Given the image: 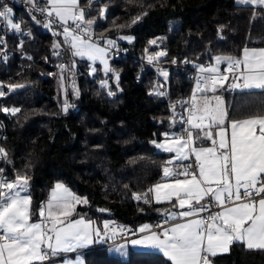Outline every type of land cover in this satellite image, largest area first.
<instances>
[{
    "label": "trees",
    "instance_id": "obj_1",
    "mask_svg": "<svg viewBox=\"0 0 264 264\" xmlns=\"http://www.w3.org/2000/svg\"><path fill=\"white\" fill-rule=\"evenodd\" d=\"M86 3L80 0V4ZM104 4L109 7L100 19L98 10ZM14 13L22 21L23 31L10 37L7 59L0 55V81L25 85L0 97V108L21 109L15 115L0 111V147L11 159L7 166L10 180L16 173L31 177L34 211L59 181L88 198L89 203L79 205L77 211L99 224L103 219L131 227L162 221L157 209L168 204L148 205L132 196L161 179L162 166L169 157L150 141L162 138L168 129L170 105L188 93L192 66L213 62L217 55L236 57L244 47H264V6L238 5L235 0H99L85 14L86 19L97 18L95 38L115 39L132 55L166 51L167 56L161 59L169 63L164 69L169 73L165 81L132 57L110 59L111 69L119 74L118 87L116 78H109L113 96L87 74V61L71 57L68 50L65 56L53 55V43L61 40L43 21L34 22L22 7H14ZM142 13L147 14L131 24ZM120 24L131 26L118 28ZM28 31L30 36L24 34ZM126 35L134 38L131 43L118 40ZM150 40L157 44L149 45ZM21 41L22 48L17 46ZM173 59L176 66L171 65ZM62 60L68 66L64 73L71 85L65 95H58L56 78ZM154 85H163L160 91L166 95H150ZM224 94L229 104L241 100L239 93ZM262 96L260 90H253L245 98V106L237 103L230 109V118L254 112ZM65 101L71 105L67 112L63 111ZM176 109L182 110L180 105ZM83 257L85 264H170L156 252L131 251L123 260L106 246L85 250ZM210 259L212 264H264V251L234 243L228 253Z\"/></svg>",
    "mask_w": 264,
    "mask_h": 264
},
{
    "label": "snow or ice",
    "instance_id": "obj_2",
    "mask_svg": "<svg viewBox=\"0 0 264 264\" xmlns=\"http://www.w3.org/2000/svg\"><path fill=\"white\" fill-rule=\"evenodd\" d=\"M236 2L264 5V0ZM28 3L33 12L45 16V27L59 24L62 30L52 34L63 37V46L71 57L86 58L92 64L99 61L106 75L115 73L109 67L107 56L110 49L116 47V41L104 39L105 46L101 47L99 41L92 39L97 18H85L86 11L99 0H87L86 7L80 6V0H45L44 6H40L38 0H28ZM108 7L104 4L99 8L100 19L105 18ZM146 14L136 16L131 24ZM31 19L39 23L35 15ZM0 22H6L16 33L23 31L22 21L14 22L13 9L3 0H0ZM24 34L30 36L31 32ZM121 39L131 43L134 38ZM4 43V38L0 37V44ZM148 43L156 45L157 40ZM19 46L23 47V41ZM61 47L60 41L54 42L53 55L60 56ZM0 55L7 59L3 49ZM166 56V51H157L147 60L152 64ZM212 59L214 63L207 66L194 65L197 75L191 96L170 105L173 124L179 116V122L184 125L181 133L165 132L162 141H150L157 149L173 154L162 166L160 181L143 193L132 194L144 204L170 206L157 209L164 217L160 223L144 224L131 230L113 221H104L101 227L77 211L79 205L89 203L88 198L78 196L62 182L51 188L47 200L34 211L31 177L16 173L14 179L9 180L0 168V264H51L62 253L76 252L125 234L138 238L116 247L122 255L126 244L142 245L159 250L170 264H212L210 257L228 253L234 243H242L247 250L264 251V96L254 112L242 118H230V109L237 103L245 106L248 103L245 98L253 90L264 93V48H244L240 57L217 55ZM222 64L225 65L223 70ZM72 67H75L74 59ZM59 68L63 81V73L69 69L63 64ZM91 72L95 73L96 68L92 67ZM159 72L167 81L169 73L162 69ZM115 77L118 87L119 74L115 73ZM100 83L101 87L108 86L107 80ZM24 87L0 81V97ZM161 87L163 85H154L149 94L166 95L160 91ZM73 90L78 96L74 84ZM226 92L239 93L241 100L234 99L229 104L224 98ZM108 95L115 93L109 91ZM177 105L184 109L186 116L176 112ZM69 107L71 105L65 101L63 111L67 112ZM0 111L15 115L21 109L0 108ZM0 159H8L3 147H0ZM213 206L219 210L213 212ZM63 264H84V261L77 256L75 260H64Z\"/></svg>",
    "mask_w": 264,
    "mask_h": 264
},
{
    "label": "built area",
    "instance_id": "obj_3",
    "mask_svg": "<svg viewBox=\"0 0 264 264\" xmlns=\"http://www.w3.org/2000/svg\"><path fill=\"white\" fill-rule=\"evenodd\" d=\"M40 6H44L45 2L43 0H38ZM3 3H6L9 7H11L13 9V19H14V22H19L18 18L16 17L15 13H14V7H22L24 8L25 10H27L31 15H35L36 16V19H39L41 21H43L45 24L47 23V20L45 18L44 15L40 14L39 12H33L31 10L32 6L30 3H28V0H3ZM81 7H86L87 6V3L86 4H80ZM89 11H86V13H88ZM85 13V14H86ZM71 23V22H70ZM48 31L52 34L53 31H61L62 29L60 28L59 24H54L51 28H48ZM20 33H16L14 30L10 29L7 27L6 25V22H0V37H3L4 38V41L5 43L4 44H0V49H3V52L6 53L7 56L10 55L11 51L9 49V41H10V37L13 36V35H18ZM60 38L61 40V43L63 41V37L62 36H57ZM95 37L93 36L92 39H94ZM99 41V40H98ZM116 41V40H115ZM102 43V41H101ZM17 46H19V43L17 44ZM60 52H61V55L62 56H65L66 52H67V47L66 46H63V43H62V47L60 49ZM149 55H154L153 53H147L146 55H132L130 54L125 48H123L118 41H116V47L115 48H112L110 49L109 51V54L108 56L113 59V58H126V57H132L133 61H137L139 63H141V66H143L144 64L150 66L151 68H153V70L155 71L156 74H160L159 70L162 69L164 70L165 67L167 65H169L168 62H165L163 61L161 58L159 61L157 62H154L152 64H149L148 63V60H147V57ZM3 56V55H2ZM184 64H187L185 63V61L183 62ZM63 64V65H66L65 64V61L62 60L60 62V65ZM205 66H207L208 64H210L209 61H204L203 63H201ZM171 65L173 66H176L177 63L173 64L171 63ZM199 65V64H198ZM197 75V69L195 66H192L188 72V77L190 79V88H189V91L188 93L181 99V101L183 100H187L190 96H191V90H192V87L194 86V83H195V77ZM138 79V78H137ZM182 115H187L186 112H184V109L182 108ZM184 127V125H182L181 128L177 129L176 130V134H180L181 131H182V128ZM11 162V159H7V160H4V159H0V168H3L4 169V172L7 176V178L10 180L9 176H8V164H10ZM215 209H217L215 206H213L212 208V211H214ZM105 221H112L110 219H104ZM115 222L116 225H123L125 226L126 228L128 229H131V230H135L137 229V227H131L129 224L125 223V222H117V221H113ZM153 225H156V224H153ZM133 237H131L130 235L128 234H125L123 237H120L118 236L115 240L116 241H126V240H129Z\"/></svg>",
    "mask_w": 264,
    "mask_h": 264
},
{
    "label": "crops",
    "instance_id": "obj_4",
    "mask_svg": "<svg viewBox=\"0 0 264 264\" xmlns=\"http://www.w3.org/2000/svg\"><path fill=\"white\" fill-rule=\"evenodd\" d=\"M45 2V0H43ZM236 2V0H235ZM237 3V2H236ZM252 6H264V5H259V4H256V5H252ZM244 48H248V49H260V48H264L262 46H249V47H244ZM243 48V49H244ZM243 49L241 50V53L236 56V57H240L242 55V52H243ZM75 59H82V58H79V57H75ZM83 60L87 61L86 58H84ZM210 63H213V62H210ZM225 67L224 64L221 65V69L223 70V68ZM224 98L228 101L229 98L226 97V94H224ZM177 129V127H176ZM204 146H208L207 144H205ZM169 154V157L168 159L170 158V156L172 155L171 153H168ZM160 181V180H159ZM158 181V182H159ZM59 182V181H57ZM55 182L50 188H49V191H48V194H47V198H48V195H49V192L51 190V188L57 183ZM157 183V182H156ZM64 184V183H63ZM67 186V185H66ZM68 187V186H67ZM47 198L44 200L46 201ZM167 207H170V206H167ZM166 207V208H167ZM219 209H215L213 212L215 211H218ZM81 214V213H80ZM83 215V214H81ZM87 217V216H86ZM88 218V217H87ZM91 220H93L97 225L101 226L103 225V222L105 221L104 219L101 221V224H99L97 221H95L94 219L90 218ZM161 222V221H160ZM159 222V223H160ZM144 224H149V225H153V223L149 222V221H145V222H142V223H139L136 225V227L138 228L139 226L141 225H144ZM158 224V223H157ZM139 235V234H138ZM133 238H138V237H133ZM132 239V238H131ZM130 240V239H129ZM121 244H125V241H116L115 239L114 240H108L107 242H98V243H94L86 248H82V249H78L76 252H71V253H62L59 257L57 258H54L52 261H51V264H63L64 260H75L77 258V256H79L83 261H84V257H83V252L85 250H88V249H91V248H94V247H100V246H106L107 249L115 254H117L120 258H122L123 260H125L126 258H128L129 254L131 251H141V252H156L160 255L163 256V254L155 249V248H150V247H145V246H142V245H136V246H133L131 245L130 243L129 244H126L125 245V254L122 255L120 252H118L116 250V247L118 245H121ZM164 257V256H163ZM166 258V257H164ZM211 258V257H210ZM167 259V258H166ZM168 260V259H167ZM170 262V261H169ZM84 264H85V261H84Z\"/></svg>",
    "mask_w": 264,
    "mask_h": 264
},
{
    "label": "rangeland",
    "instance_id": "obj_5",
    "mask_svg": "<svg viewBox=\"0 0 264 264\" xmlns=\"http://www.w3.org/2000/svg\"><path fill=\"white\" fill-rule=\"evenodd\" d=\"M126 36H129V35H126ZM121 37H125V36H121ZM121 37H119L118 38V40H122V41H127V40H125V39H121ZM132 37V36H131ZM104 39H111V38H104ZM104 39H102V38H94L93 39V41H98L99 40V42H100V46L101 47H104L105 45H104V43H103V40ZM112 40H115V39H112ZM101 41H102V43H101ZM160 51V50H159ZM107 59H108V63H109V67H110V57L109 56H107ZM87 60V59H86ZM213 63H214V61H213ZM92 67H95L96 68V72L95 73H92L91 72V68ZM75 68V67H74ZM73 68V69H74ZM111 68V67H110ZM73 72H75V70H72ZM87 74L90 76V77H92V78H94L96 81H97V84H98V86L100 87V88H102L101 87V81H103V80H107L108 81V86L107 87H103V88H105V89H107V91L109 92V87H110V85H109V78H111L112 80H115V73H113V72H109V73H107V75L105 74V72L103 71V65L99 62V61H96V63L95 64H92V62L91 61H89V60H87ZM63 75H65L64 77H65V79L63 80V81H61V79H60V76H61V73H60V76L59 77H57L56 78V88H57V94L58 95H62L63 93H64V95L68 92V88H70L69 86L71 85V81L70 80H67L66 79V74L65 73H63ZM75 76V74L73 73V77ZM73 88V87H72ZM75 93V92H74ZM182 108V107H181ZM176 112L178 113V114H182V110L181 109H176ZM172 116H173V113H172ZM171 116V117H172ZM177 122L176 123H174L173 124V122H172V120L170 119V122H169V125H168V129L167 130H165L163 133H165V132H167V133H169L170 135L171 134H173V133H176V130L177 129H179V128H181L182 127V124L179 122V116H177ZM176 127H177V129H176ZM164 139V137H163V134H162V138H160V139H156V141L157 142H160V141H162ZM156 148V147H155ZM156 150H159V151H162V150H160V149H157L156 148ZM173 155V154H172ZM171 155V156H172ZM170 156V157H171Z\"/></svg>",
    "mask_w": 264,
    "mask_h": 264
}]
</instances>
